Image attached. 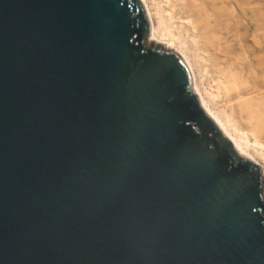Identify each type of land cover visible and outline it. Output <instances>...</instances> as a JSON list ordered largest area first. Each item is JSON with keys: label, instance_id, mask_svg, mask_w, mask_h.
I'll return each instance as SVG.
<instances>
[{"label": "water", "instance_id": "water-1", "mask_svg": "<svg viewBox=\"0 0 264 264\" xmlns=\"http://www.w3.org/2000/svg\"><path fill=\"white\" fill-rule=\"evenodd\" d=\"M143 0H0V264H264L263 164Z\"/></svg>", "mask_w": 264, "mask_h": 264}, {"label": "rangeland", "instance_id": "rangeland-1", "mask_svg": "<svg viewBox=\"0 0 264 264\" xmlns=\"http://www.w3.org/2000/svg\"><path fill=\"white\" fill-rule=\"evenodd\" d=\"M157 1L163 7L172 28L188 41L191 48L189 52L198 55L200 68L203 73L200 76L201 73L198 72L200 83L202 82L201 85L207 86L209 90L219 94L214 99L213 105L215 109L220 108L226 111L238 124L250 132L253 131L264 141V0H259L258 3L255 0H245L244 3L243 0H226L224 2L217 0V7L211 16L218 20L213 22V26L221 25L228 32L225 35L223 34L224 36H217L211 32L205 33L200 25H194L193 21L196 19L188 6L191 0ZM239 3L250 7L255 6V9L258 8V17L262 25L261 33H258L253 27H246L249 23L253 24L251 18L249 19L252 15H248L245 20H241L245 25L243 28L239 30L231 29L234 25V17L238 19L244 18L240 15ZM200 14L199 17L203 18L201 23L208 26L205 23V21L207 22L205 17L209 16L208 12L201 10ZM253 16L255 17V15ZM240 34L247 37V40L244 41L245 43L238 39ZM213 37L215 42H217L216 38L223 41L219 50L216 48L215 50L211 49ZM147 41L149 44L152 42L150 32H148ZM155 43L162 42L155 41ZM254 48L257 51L256 56L254 54V58L257 57L259 59L253 63V68V66L250 67V63L247 60H244V57L253 56ZM224 53L228 54V58L234 59L235 64L239 65V70L232 75L238 77V79L240 77L243 82L247 80L242 86L246 88V91L242 94H238L235 88L230 90V92L225 88L219 89L218 87V78L221 77L222 71L226 68V65L222 62Z\"/></svg>", "mask_w": 264, "mask_h": 264}, {"label": "bare ground", "instance_id": "bare-ground-1", "mask_svg": "<svg viewBox=\"0 0 264 264\" xmlns=\"http://www.w3.org/2000/svg\"><path fill=\"white\" fill-rule=\"evenodd\" d=\"M226 1V0H221ZM245 0H243L244 3ZM257 3L259 0H255ZM143 2L146 5L148 16L151 23L150 28V38L154 41H160L164 43L165 46L169 48L176 49L179 51L186 59L187 62L190 64L192 76H193V82L195 87L197 88L203 102L207 105V107L210 109V111L215 115L217 122L220 124V126L223 128V130L237 143L241 149L248 153L249 155H254L255 160L259 164H263V172H264V141L256 135L253 131L250 132L249 130H246L244 127H242L240 124H238L235 119L226 111L222 109H215V106L213 105L214 99L219 94L215 91L209 90L207 86H202L200 83V77L198 75V72L201 73L200 76L203 75L202 69L200 68L199 63V57L196 54H191L190 46L187 40L181 37V34L177 33L173 28L172 25L168 21V16L165 15L164 9L161 6V4L157 0H143ZM243 3H239V9H240V15L243 16V19H238L234 17L233 19V26L231 29L239 30L243 28L245 25L241 20H245V18L248 17V15H252L249 17L251 18L253 24H247L246 27H253L257 30L258 33H261V23L259 21L258 17V8L255 9V6L250 7L246 6ZM190 12L195 16L194 25L195 26H201L203 28V31L205 33H213L217 36L225 35L228 33L226 30L223 29V26H213L214 21H218L216 18H213L211 14L215 12V8L217 7V0H191V2L188 3ZM205 10L208 12L207 18L205 17L206 25L205 26L201 21L203 20L202 17H199L200 11ZM202 15V14H200ZM255 15V17L253 16ZM203 16V15H202ZM171 17V15H170ZM209 21V22H208ZM209 27V28H208ZM223 35V36H224ZM215 42L214 37L211 41V49H218L223 44L222 40H218ZM238 39L245 43L244 41L247 40V37L240 34L238 36ZM214 44V46H213ZM251 52V50H249ZM253 56H246L244 57V60L248 63H250V67L253 66V63L256 62L259 58L256 56V50L253 49ZM219 52V51H218ZM223 64H225L226 68H224V71H222L221 77L218 78V87L225 88L226 90L230 91L232 89H236V92L238 94H242L246 91L245 87H242L246 81H242L239 77L232 75L234 72H237L239 70V65L235 64L234 59L228 58V54H223ZM260 57V55H259ZM244 61V62H245ZM234 64V65H232ZM254 68V66H253ZM227 72V74H225ZM224 74V75H223ZM209 83V81H208ZM257 84V82H256ZM218 90V89H217ZM231 92V91H230ZM221 94V93H220ZM224 105V104H223ZM222 107V105H221Z\"/></svg>", "mask_w": 264, "mask_h": 264}]
</instances>
